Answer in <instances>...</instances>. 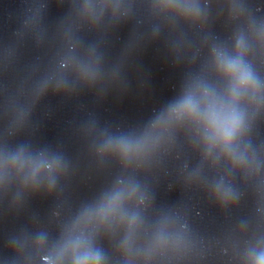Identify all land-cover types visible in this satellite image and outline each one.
<instances>
[{"label":"clouds","instance_id":"obj_1","mask_svg":"<svg viewBox=\"0 0 264 264\" xmlns=\"http://www.w3.org/2000/svg\"><path fill=\"white\" fill-rule=\"evenodd\" d=\"M244 51V45L240 42L235 57H219L218 71L229 82L226 97H217L207 92H193L179 103L170 117L177 120L187 119L202 125L210 149L218 147L225 153L233 151L234 142L242 135L245 127L242 101L245 98H259V82L245 62ZM134 196V192L128 193L130 199ZM120 204L121 194H117L105 207L100 221H108L119 209ZM66 251L71 253V264H99V257L83 247L82 241L73 242ZM253 264H264V255L259 256Z\"/></svg>","mask_w":264,"mask_h":264}]
</instances>
